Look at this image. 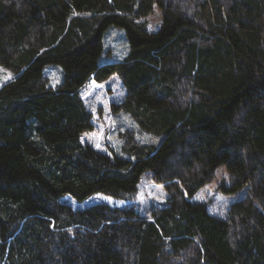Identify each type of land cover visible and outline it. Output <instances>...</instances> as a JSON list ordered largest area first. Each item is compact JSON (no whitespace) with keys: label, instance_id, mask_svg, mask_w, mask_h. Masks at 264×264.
I'll use <instances>...</instances> for the list:
<instances>
[{"label":"trees","instance_id":"trees-1","mask_svg":"<svg viewBox=\"0 0 264 264\" xmlns=\"http://www.w3.org/2000/svg\"><path fill=\"white\" fill-rule=\"evenodd\" d=\"M110 25L129 50L101 62ZM0 65V264H264V0H0ZM113 74L155 137L133 158L81 140L82 90ZM221 165L249 191L224 218L194 200ZM145 173L168 197L144 213L61 200H133Z\"/></svg>","mask_w":264,"mask_h":264},{"label":"rangeland","instance_id":"rangeland-1","mask_svg":"<svg viewBox=\"0 0 264 264\" xmlns=\"http://www.w3.org/2000/svg\"><path fill=\"white\" fill-rule=\"evenodd\" d=\"M162 20V11L156 9L148 17L150 30H156ZM105 51L101 62L122 60L129 50V43L125 30L116 25H110L103 34ZM50 78L57 77L62 80L63 74L60 66L51 65L46 68ZM14 77V73L0 65V86ZM57 80V81H58ZM126 90L118 74H113L103 82L90 81L82 90V96L87 108L94 118L95 128L82 134L81 140L93 145L107 153H116L133 158L124 151L125 143L131 137L138 141L154 140V136L126 111L116 110L125 98ZM158 140V139H157ZM160 141V138H159ZM221 184H230V177L225 165L217 168L212 182L202 187L194 196L197 202H206L210 213L219 217H226L231 204L249 195L248 189L234 194H226L219 187ZM168 193L163 184L156 183L148 173L141 176L137 196L133 200H124L102 193H95L89 198L79 201L70 195H65L61 200L69 203L74 209L86 208L95 203H107L111 206L133 205L139 212L144 213L153 205H163Z\"/></svg>","mask_w":264,"mask_h":264}]
</instances>
